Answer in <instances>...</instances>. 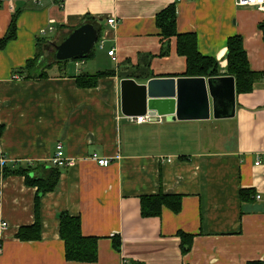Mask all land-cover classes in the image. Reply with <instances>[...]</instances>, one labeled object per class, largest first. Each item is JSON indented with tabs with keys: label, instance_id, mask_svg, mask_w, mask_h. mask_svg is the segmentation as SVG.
Listing matches in <instances>:
<instances>
[{
	"label": "crops",
	"instance_id": "obj_1",
	"mask_svg": "<svg viewBox=\"0 0 264 264\" xmlns=\"http://www.w3.org/2000/svg\"><path fill=\"white\" fill-rule=\"evenodd\" d=\"M171 4L179 33L196 34L199 52L218 63L217 77L229 76V38L242 37L251 70L263 76L251 93L236 94L235 117L137 123L123 115L122 80L186 77L176 39L160 55L166 44L156 16ZM17 13V38L0 49L5 165L49 164L59 143L72 165L41 199L37 241L17 238L36 221L37 188L21 175L0 181V264H81L65 259L62 213L80 217L83 235L99 238L94 264L264 262V13L237 0H0V40ZM86 18L96 21L100 37L90 63L54 66L47 79L20 74L36 57L38 40L56 42ZM113 49L116 61L108 55ZM99 71L114 75L96 88L78 87L80 75ZM93 154L110 164L100 166ZM242 190L252 193L242 198ZM160 193L181 196L180 212L165 207L158 217H144L141 199ZM180 232L193 236L187 254Z\"/></svg>",
	"mask_w": 264,
	"mask_h": 264
},
{
	"label": "trees",
	"instance_id": "obj_2",
	"mask_svg": "<svg viewBox=\"0 0 264 264\" xmlns=\"http://www.w3.org/2000/svg\"><path fill=\"white\" fill-rule=\"evenodd\" d=\"M18 16L19 13L15 14L6 35L0 40V49H4L10 41L17 38ZM83 23H91L96 27V21L91 18H86ZM156 24L160 30L163 44H166L163 46L160 55L167 56L169 54L171 39H176L177 54L186 59V72L184 74L186 77L208 78L218 76L217 61L214 58L204 56L199 52L196 34L179 33L177 29V8L175 4L169 5L156 16ZM260 28L264 32V24H261ZM73 30L74 29L65 32L64 37L68 36ZM64 37L60 39H63ZM39 41L40 40H38L37 44L38 49L36 57L33 60H29L26 67L20 70V74H24L26 79H47L50 70H52L54 66L64 65L70 62H57L52 58L48 63L44 64L43 44ZM48 43L49 42L45 43V45ZM50 53L51 52L48 50L47 54L49 55ZM94 57L95 48L87 58L80 60H92ZM226 60L228 62V75L235 78L236 94L251 93L254 89V85L263 75L251 70L242 37L234 36L229 38ZM113 75L114 72L111 71H99L95 74H82L77 78V85L79 88L93 89L97 87L99 80ZM4 130V126L0 125V138L4 133ZM61 174L62 168L55 167L51 163L21 166L17 169H12L6 165L2 169L0 168V181L10 175H21L26 178L27 186L37 188L35 198L36 221L34 225L22 227L19 230L17 234L19 240L37 241L41 239V199L47 193L54 192L58 189ZM245 193L249 195L252 191L242 190V198H244ZM165 207L174 213H179L182 207V197L160 193L155 196H145L141 199V212L144 217H158L161 215L162 210ZM59 220L60 238L64 242L66 261L81 264L96 263L99 259V238L86 237L83 235L81 218L78 216H70L67 213H62L60 214ZM179 237L181 238L182 252L183 254H187L192 248L193 236L180 232ZM112 241L114 249L120 251L121 238L119 236H114ZM131 264L140 263L131 262ZM249 264H264V262H252Z\"/></svg>",
	"mask_w": 264,
	"mask_h": 264
},
{
	"label": "water",
	"instance_id": "obj_3",
	"mask_svg": "<svg viewBox=\"0 0 264 264\" xmlns=\"http://www.w3.org/2000/svg\"><path fill=\"white\" fill-rule=\"evenodd\" d=\"M99 41V31L84 23L63 39L51 42L54 60L87 58ZM121 110L126 117L156 114L169 121L229 119L236 114V83L232 76L155 78L147 84L121 81Z\"/></svg>",
	"mask_w": 264,
	"mask_h": 264
},
{
	"label": "built area",
	"instance_id": "obj_4",
	"mask_svg": "<svg viewBox=\"0 0 264 264\" xmlns=\"http://www.w3.org/2000/svg\"><path fill=\"white\" fill-rule=\"evenodd\" d=\"M237 5L238 6H242V7H252V8H256L258 11L264 13V0H237ZM108 24L115 28L118 24V21L115 18H111L108 19ZM55 29L52 26H49L47 28L48 32H53ZM46 32V29L44 31V33ZM108 55L110 57L113 58L114 61H116V57H115V50H110L108 52ZM77 65H79L77 63ZM15 79H19V76L15 75L14 76ZM130 119H132L133 121L137 122V123H144V122H148V123H161L163 121V117L158 116L156 114H147L145 116H136V117H131ZM95 160L98 161V164L100 166L103 167H107L110 164V161L108 159L105 158H100L97 154H93L92 156ZM50 163L58 168H67L69 166L72 165V160L68 159L65 156V152H64V147L61 143H59L56 147V153L55 155L51 158ZM262 160L259 158L258 161L256 162V165L259 166L261 165ZM6 164V157L3 153V151L0 149V168L2 169ZM257 200H261L262 199V195L258 194L256 196ZM7 226L6 223H4L2 225L3 228H5ZM123 264H127V260L125 259L123 261Z\"/></svg>",
	"mask_w": 264,
	"mask_h": 264
},
{
	"label": "rangeland",
	"instance_id": "obj_5",
	"mask_svg": "<svg viewBox=\"0 0 264 264\" xmlns=\"http://www.w3.org/2000/svg\"><path fill=\"white\" fill-rule=\"evenodd\" d=\"M47 42V41H46ZM49 44V43H48ZM45 45V44H43V53H44V64H46V63H48V61H50L52 58H54V54L52 53V51H51V47H50V44L49 45ZM49 50L51 53L48 55L47 54V51ZM95 50L96 51H98V47H96L95 46ZM51 56V57H50ZM89 60V59H88ZM87 60V61H88ZM89 63L91 62L90 60L88 61ZM82 67H83V65H82ZM84 68V67H83ZM36 72H37V70H36Z\"/></svg>",
	"mask_w": 264,
	"mask_h": 264
}]
</instances>
